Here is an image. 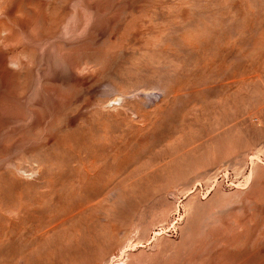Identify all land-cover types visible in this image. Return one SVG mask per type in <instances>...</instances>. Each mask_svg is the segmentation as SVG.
<instances>
[{"label": "rangeland", "instance_id": "374dc122", "mask_svg": "<svg viewBox=\"0 0 264 264\" xmlns=\"http://www.w3.org/2000/svg\"><path fill=\"white\" fill-rule=\"evenodd\" d=\"M54 7L2 46L0 264H264V0Z\"/></svg>", "mask_w": 264, "mask_h": 264}, {"label": "bare ground", "instance_id": "6f19581e", "mask_svg": "<svg viewBox=\"0 0 264 264\" xmlns=\"http://www.w3.org/2000/svg\"><path fill=\"white\" fill-rule=\"evenodd\" d=\"M57 0H0V82H6L12 75V71L19 67L17 60L6 62L2 52V46H14L15 30L18 28L23 34H31L37 37V26L39 20L41 24L56 25L53 19H62L60 13L55 11ZM62 21V20H61ZM7 29V33L2 37V32ZM12 66V67H11ZM8 67V68H7ZM14 72V71H13ZM5 108L4 99L0 100V120L2 109Z\"/></svg>", "mask_w": 264, "mask_h": 264}]
</instances>
